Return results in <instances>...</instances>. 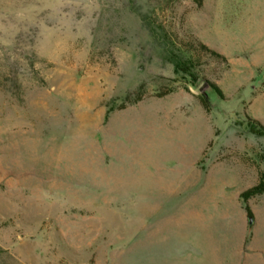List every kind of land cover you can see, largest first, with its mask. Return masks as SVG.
<instances>
[{
    "label": "rangeland",
    "instance_id": "1",
    "mask_svg": "<svg viewBox=\"0 0 264 264\" xmlns=\"http://www.w3.org/2000/svg\"><path fill=\"white\" fill-rule=\"evenodd\" d=\"M259 126L264 0H0V264H264Z\"/></svg>",
    "mask_w": 264,
    "mask_h": 264
},
{
    "label": "trees",
    "instance_id": "2",
    "mask_svg": "<svg viewBox=\"0 0 264 264\" xmlns=\"http://www.w3.org/2000/svg\"><path fill=\"white\" fill-rule=\"evenodd\" d=\"M192 50L197 51V52H206L207 54H210L211 56L220 58V55H218L217 53H215L214 51L208 49L207 47H205L204 45L198 44V47H195L191 44L188 45ZM176 66L179 68V62H176ZM254 133L258 134V135H263L264 136V127L259 126V129L253 127ZM264 193V183L263 182H259L257 185H255L254 187L248 189L247 191L243 192L240 196L243 205H244V209L246 212V215L248 217V220L251 221L252 219V213L250 211L249 205H248V201L249 199L259 196L261 194Z\"/></svg>",
    "mask_w": 264,
    "mask_h": 264
},
{
    "label": "water",
    "instance_id": "3",
    "mask_svg": "<svg viewBox=\"0 0 264 264\" xmlns=\"http://www.w3.org/2000/svg\"><path fill=\"white\" fill-rule=\"evenodd\" d=\"M209 87L207 82H204L198 89L199 93H203Z\"/></svg>",
    "mask_w": 264,
    "mask_h": 264
}]
</instances>
